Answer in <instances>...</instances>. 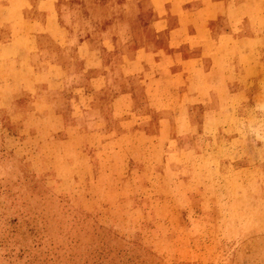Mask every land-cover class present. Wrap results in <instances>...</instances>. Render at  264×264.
I'll return each instance as SVG.
<instances>
[{
	"label": "rangeland",
	"instance_id": "1",
	"mask_svg": "<svg viewBox=\"0 0 264 264\" xmlns=\"http://www.w3.org/2000/svg\"><path fill=\"white\" fill-rule=\"evenodd\" d=\"M65 5L60 21L80 15ZM19 40L23 56L30 47ZM4 62L0 264H264V118L253 119L252 142L228 145L215 140L227 137L221 124L203 137L182 126L173 134L112 91L101 117L86 120L80 62L49 93L36 78L13 86L24 73ZM224 146L240 156L218 155Z\"/></svg>",
	"mask_w": 264,
	"mask_h": 264
},
{
	"label": "crops",
	"instance_id": "2",
	"mask_svg": "<svg viewBox=\"0 0 264 264\" xmlns=\"http://www.w3.org/2000/svg\"><path fill=\"white\" fill-rule=\"evenodd\" d=\"M62 2L80 15L60 21ZM20 38L30 47L23 56ZM0 57L8 72L24 73L13 86L25 90L36 78L46 93L60 92L80 62L86 120L101 117L112 91L173 134L182 126L203 137L221 124L227 137L215 140L228 145L252 142L251 126L264 118V0H0ZM202 140L204 154L212 139ZM222 153L241 154L230 146Z\"/></svg>",
	"mask_w": 264,
	"mask_h": 264
}]
</instances>
